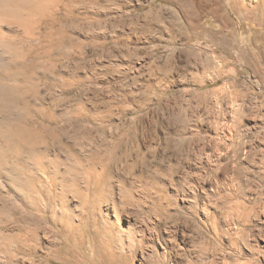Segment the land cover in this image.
I'll return each instance as SVG.
<instances>
[{"label": "rangeland", "instance_id": "374dc122", "mask_svg": "<svg viewBox=\"0 0 264 264\" xmlns=\"http://www.w3.org/2000/svg\"><path fill=\"white\" fill-rule=\"evenodd\" d=\"M239 1L264 24L262 0ZM52 3L40 28L53 25L59 40L36 59L25 82L28 107L16 105L9 114L11 122L37 130L43 123L47 139L58 138L38 149L22 145L19 156L2 155L0 196L7 201L0 198V264H62L55 253L67 242L78 264H264V54L262 76L255 75L232 48L233 39L249 34L248 17L230 4L217 17L202 14L201 23L227 22L235 32L220 40L223 30L215 40L183 31L184 13L166 0ZM223 123L231 128L228 138ZM47 159L54 162L51 172ZM14 171L24 177L19 195L6 183ZM65 175L70 188L59 193ZM75 190L87 192L89 205L96 202L90 223L86 209L74 207ZM111 202L116 217L105 214ZM38 214L46 219L35 221ZM64 215L74 218V238L85 248L95 232L105 235L101 259L50 220ZM29 227L35 238L21 246L10 239Z\"/></svg>", "mask_w": 264, "mask_h": 264}, {"label": "bare ground", "instance_id": "6f19581e", "mask_svg": "<svg viewBox=\"0 0 264 264\" xmlns=\"http://www.w3.org/2000/svg\"><path fill=\"white\" fill-rule=\"evenodd\" d=\"M56 4L58 3H62L64 0H0V111L4 112V117L0 118V126H2V128L0 129V135L1 138L3 137V139H5V141L3 140V142H5V149L2 147L1 144V139H0V161L1 159H3V154L6 155V152H11V154H15L17 156L20 155V152L22 150V145L27 146L29 148H37L39 146H41V144H47V143H53V141L57 140L58 136H55L52 139H47V128L45 127L43 123L39 124V127L42 130H37L36 128H33V126H29L28 124H25L23 122H17V123H13V121L11 122L12 117H10V114L12 112V109L14 106L16 105H23L24 107L26 106V108L29 105V99H27V97L25 96L26 94V87H25V82L28 80L29 78V74L32 73L31 71H33L34 69H36L37 67V60L40 55H45V54H49L50 50H51V43H53L54 41H58L59 39L57 37H55L54 35V29L52 26L49 27V29L47 30H43L40 28L41 22H43V19L45 18L46 14L51 11L52 8V2H54ZM168 2H170L173 6H175L178 10H180L181 12L184 13L185 15V24L181 26V28H183V31H188L192 34H194V37H196V33L198 34H202L203 35H207V36H211V37H215V40H217L216 38L219 37V33H221L223 30L226 31L227 33H224L223 35L221 34L220 36V40H222V38H224V36H229V34L233 33V30L230 28L229 25H227L225 23H220L215 27H209L203 23L200 22V17L202 16V14H208L211 13L213 14V16L217 17V13L220 9H222V6L225 4H230L232 8H234L239 14H241L244 18L245 16L248 17L249 19V24L248 27L246 29V31L249 32V34L247 35V37H243V38H239V39H233L232 43H233V49H235L237 51V55L239 57H241L244 60V63H247L245 65H249V68L251 69V71L255 74V75H261L262 76V68H261V60H259L260 57V53L264 54V24L262 23L263 21H261L262 19L259 18V22L258 24H256L255 22V18L253 20L252 17V13H254L251 10L246 9L242 3L239 0H166ZM84 2V1H83ZM248 2V1H247ZM258 2V1H256ZM76 3V2H75ZM86 3V2H85ZM74 4V3H73ZM95 4V3H94ZM66 5V3H65ZM56 6V5H55ZM257 7L258 8H263L264 7V1L262 0V3L258 4L257 3ZM252 9V8H251ZM56 11V10H55ZM263 11V9H262ZM52 13V12H51ZM256 13V12H255ZM257 15V14H256ZM222 15H220L221 17ZM56 17V15H55ZM55 17L50 16V19L47 20L49 21L48 24H52L51 22L55 21ZM104 17V16H103ZM241 17V16H240ZM239 17V18H240ZM242 17V18H243ZM47 18V17H46ZM63 18V17H62ZM57 19V18H56ZM90 19V18H89ZM218 19V18H217ZM220 20V18H219ZM62 21V20H61ZM220 21L223 22V20L221 19ZM219 21V22H220ZM224 21H226L224 19ZM60 22V21H59ZM47 23V22H46ZM248 23V22H247ZM59 25V24H58ZM68 26V25H67ZM243 27V26H242ZM246 28V27H245ZM199 29V31H197ZM235 33V32H234ZM233 33V34H234ZM190 37V36H189ZM31 40H35L36 44L32 43ZM216 45L215 47L229 53L231 52L232 48H228V47H218L217 46V41H215ZM234 55V54H233ZM37 62V63H36ZM30 80V79H29ZM229 87V86H228ZM225 91V89H224ZM228 91V90H227ZM226 91V92H227ZM231 107V106H229ZM232 108V107H231ZM10 113V114H9ZM21 114V112H20ZM23 115V114H22ZM1 116V114H0ZM24 116V115H23ZM40 116V115H39ZM22 117V116H21ZM20 117V118H21ZM25 117V116H24ZM32 117V116H30ZM48 118H52V116H50L49 114L47 115ZM28 118V117H27ZM23 119V118H21ZM25 119V118H24ZM35 120V119H34ZM15 121V120H14ZM26 121V120H25ZM24 121V122H25ZM28 122V121H26ZM39 122V121H38ZM37 123V122H36ZM73 123V122H72ZM227 123V122H226ZM225 123V124H226ZM230 123V122H229ZM224 124V123H223ZM224 124V125H225ZM35 125V123H34ZM231 125V123L229 124ZM229 125H225L223 128L222 132L226 138H228L232 133H231V128ZM47 126V125H46ZM79 126H83V125H79ZM36 127V125H35ZM44 128V129H43ZM222 130V128H221ZM223 136V135H222ZM15 140H14V139ZM231 138V137H230ZM60 141V140H59ZM56 143V142H54ZM61 143V142H60ZM17 144V145H16ZM4 146V145H3ZM46 146V145H45ZM38 149V148H37ZM36 149V150H37ZM40 150V149H39ZM34 153L36 151H33ZM32 152V154H33ZM38 152V151H37ZM43 152H39V155L37 153V155L39 157H42ZM22 154V153H21ZM36 154V153H35ZM8 155V154H7ZM2 156V157H1ZM27 156V155H26ZM30 156V155H28ZM27 156V157H28ZM36 157V155H33V157ZM37 156V158H38ZM44 156V155H43ZM32 157V158H33ZM34 157V158H35ZM47 157V156H46ZM49 157V156H48ZM47 157V158H48ZM31 158V156H30ZM36 158V159H37ZM56 158V157H55ZM14 159V158H12ZM17 160V158H15ZM40 159V158H38ZM45 159V158H44ZM43 160V159H42ZM56 160V159H55ZM58 160V159H57ZM56 160V162H57ZM34 161H36L34 159ZM54 161V160H53ZM3 162V161H2ZM17 162V161H15ZM31 162V161H30ZM38 162V161H37ZM28 163V161H27ZM40 163V161L38 162ZM42 163V162H41ZM53 163L50 160L47 159V161L43 162V164L46 167V170H48V172L53 171ZM17 164V163H16ZM80 164V162H79ZM37 165V164H35ZM56 165V164H55ZM19 166V164H18ZM4 167V166H3ZM35 167V166H34ZM39 167V165H38ZM52 167V168H50ZM73 167V166H72ZM77 167V166H74ZM62 168V167H61ZM70 168V167H69ZM17 168L13 169L16 170ZM40 169V168H38ZM65 169V168H64ZM78 169V168H77ZM20 170V169H19ZM79 170V169H78ZM90 170V169H89ZM94 170V169H93ZM12 171V170H11ZM32 171V170H30ZM42 171V169H41ZM63 171V170H62ZM75 173L76 170H73ZM88 170H86L84 172V174L87 172ZM91 171V170H90ZM100 171V170H99ZM15 172V171H14ZM19 172V171H18ZM47 172V171H46ZM66 173V171H64ZM79 172V171H78ZM82 172V170L80 171ZM92 172V171H91ZM4 173V172H3ZM16 175L10 174V176L8 175L5 176L6 177V183L9 185V187L14 191L15 194L19 195L18 192L20 190V186L22 185L21 183H19V181L21 182L22 178H24L21 174L19 175L17 172H15ZM14 173V174H15ZM42 173V172H41ZM40 173V174H41ZM56 173V172H55ZM62 173V172H60ZM99 173V172H98ZM103 173V171H102ZM0 174H2V171L0 170ZM34 174V173H31ZM64 176V173H62ZM70 174V173H69ZM79 174V173H78ZM84 174L82 176H84ZM97 174V173H96ZM35 175V174H34ZM33 175V176H34ZM45 175V174H43ZM76 175V174H75ZM81 175V174H80ZM79 175V176H80ZM86 175V174H85ZM94 175V174H93ZM102 175V174H101ZM46 176V175H45ZM58 176V175H57ZM62 176V175H61ZM81 176V177H82ZM89 176V175H88ZM87 176V177H88ZM36 177V176H35ZM74 177V175H73ZM94 177V176H93ZM43 178V176H42ZM72 178V177H71ZM75 178V177H74ZM84 178V177H83ZM81 178V179H83ZM97 178V177H96ZM99 178V177H98ZM33 179V178H32ZM37 179V178H36ZM90 179V178H89ZM88 179V180H89ZM27 180V179H26ZM46 180V179H45ZM73 180V179H72ZM75 180V179H74ZM37 181V180H36ZM66 175L65 178L62 177V180H59L61 186H57L56 187V191L58 189V192H64V189H66ZM87 181V180H85ZM90 181V180H89ZM23 182V181H22ZM34 182V181H33ZM54 182V181H53ZM75 182V181H74ZM88 182V181H87ZM87 182H85L87 184ZM100 182V181H99ZM82 183V181H81ZM84 183V185H86ZM40 184V183H39ZM20 185V186H19ZM26 185V184H25ZM56 185V184H55ZM68 185V184H67ZM72 185V183H71ZM89 186L88 184L86 185V187ZM45 187V186H44ZM69 187V185H68ZM85 187V186H84ZM97 187V186H96ZM105 187V186H104ZM1 188V187H0ZM31 188V187H30ZM33 188V187H32ZM70 188V187H69ZM75 188L77 189V187L75 186ZM80 188V187H79ZM88 188V187H87ZM95 188V187H94ZM38 188H36L37 190ZM46 189V188H45ZM52 189V188H51ZM49 189V192L50 190ZM68 189V188H67ZM98 189V188H97ZM11 190V191H12ZM33 190V189H32ZM43 190V189H42ZM71 190V189H70ZM87 190V189H86ZM89 190V189H88ZM87 190V191H88ZM94 190V189H93ZM2 191V190H1ZM12 191V192H13ZM74 191V189H73ZM75 194V192H73ZM78 194V202L74 204V207L76 208L77 205L79 206L81 204V206H79V208L81 207L83 209V211L85 210V218L86 221L90 223V220L92 218V214H94V210L96 205L93 204L92 206L89 205V200H88V194L84 193V191H77L75 190ZM31 192V191H29ZM42 192V191H41ZM48 192V191H47ZM46 192V193H47ZM68 192V191H66ZM89 192V191H88ZM24 193V192H23ZM37 193V192H36ZM72 193L70 196H72ZM99 193V192H98ZM29 193H26L24 195V197H27ZM38 194V193H37ZM36 194V195H37ZM97 194V192H96ZM95 194V195H96ZM94 195V194H93ZM99 194H97L98 196ZM128 194H126L127 196ZM3 196V195H2ZM0 196V198L2 197ZM48 196V195H47ZM46 196V197H47ZM69 196V195H68ZM77 196V195H76ZM4 197V196H3ZM3 197L1 198L3 200ZM31 197V196H30ZM40 197H42V195H40ZM45 197V198H46ZM55 197V194H54ZM6 197H4L5 199ZM33 199V197H31ZM56 198V197H55ZM70 198V197H69ZM74 198V197H73ZM94 198V197H93ZM100 198V197H99ZM12 199V198H11ZM65 199V198H63ZM77 199V198H76ZM7 201V198L5 199ZM13 200V199H12ZM27 200V199H26ZM25 200V201H26ZM28 200H31L28 198ZM37 200V199H36ZM73 200V199H72ZM4 201V200H3ZM1 201V202H3ZM5 201V202H6ZM44 202V199L42 200ZM41 201V202H42ZM54 201V200H53ZM77 201V200H76ZM93 201V200H92ZM105 201V200H104ZM3 202V204L5 203ZM16 207L17 202L12 201ZM27 202V201H26ZM68 202V200H67ZM70 202V201H69ZM101 202V201H100ZM36 203V202H35ZM34 203V204H35ZM40 203V202H39ZM47 203V202H46ZM71 203V202H70ZM55 204V203H54ZM6 205V203H5ZM19 205V204H18ZM27 205V204H26ZM32 205V204H31ZM4 206V205H3ZM2 206V207H3ZM12 206V205H11ZM20 206V205H19ZM29 206V203H28ZM35 206V205H34ZM54 206V205H53ZM1 207V209L3 210V208ZM5 207V206H4ZM31 207V206H30ZM48 207V205H47ZM60 207V205H59ZM63 207V205H62ZM36 208V207H35ZM43 208V207H42ZM74 208V209H75ZM17 209V208H16ZM28 209V208H27ZM99 209V208H98ZM163 209V208H162ZM12 210V209H11ZM34 210V209H33ZM36 210V209H35ZM45 211V209H43ZM65 210V209H64ZM63 210V212H64ZM78 210V208H77ZM76 210V212H78ZM80 210V209H79ZM108 210H112L114 213V216H117V212H116V207L114 208L113 202L106 203L105 205V211L107 214ZM166 210V209H165ZM21 214H25V212H23V210H21ZM98 211V210H97ZM1 212V211H0ZM5 213V212H2ZM11 213V212H10ZM28 213V212H26ZM1 214V213H0ZM37 214V213H36ZM45 214V213H44ZM56 214V213H55ZM65 214V212H64ZM70 214V213H69ZM73 214V213H72ZM28 215V214H26ZM25 215V216H26ZM33 216V214H30ZM67 215V214H66ZM83 215V213H82ZM97 215V214H96ZM8 216V215H7ZM78 214L74 215V218L76 220H79V222L82 220V216H80ZM29 216H27L28 218ZM25 218V217H23ZM25 218V219H27ZM37 220H36V219ZM35 221L39 222L40 220H44L46 219V217H42L40 214H38V216H35ZM73 218V219H74ZM24 219V220H25ZM29 219V218H28ZM32 219V217H31ZM33 219V220H34ZM53 219V220H52ZM71 218V215L69 216H61L59 218L53 217L50 220H52V222L56 223V226H58V230L63 231L65 234V238L69 239V240H73L75 244H79V241H77V239L74 238V230H75V226H74V221ZM30 220V219H29ZM39 220V221H38ZM100 221V220H99ZM118 221V220H117ZM126 221H129L128 218H126ZM34 222V221H33ZM34 222V223H37ZM41 222V221H40ZM43 222V221H42ZM46 222V221H45ZM113 223V222H112ZM37 225V224H36ZM39 225V224H38ZM54 225V224H53ZM101 225V224H100ZM35 226V225H34ZM77 226V224H76ZM44 227V226H43ZM47 227V226H45ZM52 227V226H51ZM54 227V226H53ZM113 227V226H112ZM111 227V229H112ZM31 228V229H29ZM28 229L26 228H22L21 232H17L15 234H12V237L10 236V239L14 242L16 241L19 246H21L22 244H24V240L27 236H34V233L36 231H34V229H32L33 227H29ZM124 227H120L121 230ZM24 229V230H23ZM47 232H50V230L53 229H47L45 228ZM99 231V230H98ZM119 229L113 231L110 230H105L106 235L110 234L111 232L115 234H119ZM131 231V230H130ZM53 232V231H51ZM128 232V231H127ZM10 234V235H11ZM130 234V233H129ZM133 234V233H132ZM29 236V238H31ZM9 239V240H10ZM33 239V238H32ZM8 240V239H7ZM27 240V239H26ZM29 240V239H28ZM31 240V239H30ZM81 240V239H80ZM105 235L103 236L101 234V232H95L93 234V237L90 239V245L88 248H85L83 246V242L81 241V245L80 247L85 250V251H90L93 250V254L90 256L95 258V259H101L104 256V252H106L107 248L106 246H104L103 241H105ZM72 241V242H73ZM15 243V242H14ZM16 243V244H17ZM119 243V242H117ZM27 244V243H26ZM33 244V243H32ZM31 245V244H30ZM73 245V244H72ZM72 245H69L67 242V247L65 250H56L57 252L56 254V258L58 259L59 263L62 264H78L80 263V261L75 260L72 261L71 258L69 257V254H73V248ZM18 246V245H17ZM32 247V246H31ZM18 248V247H17ZM21 248V247H20ZM85 248V249H84ZM60 249V248H59ZM17 250V249H16ZM25 250V249H24ZM27 251V250H26ZM87 253V252H86ZM90 253V252H89ZM87 255V254H86ZM89 255V254H88ZM84 256V255H83ZM89 257V256H88ZM119 257V256H118ZM49 258V257H48ZM90 258V257H89ZM55 259V260H57ZM83 259V258H82ZM105 260V259H104ZM113 260V259H111ZM93 261V260H92Z\"/></svg>", "mask_w": 264, "mask_h": 264}]
</instances>
